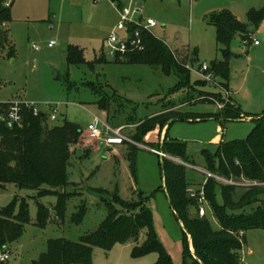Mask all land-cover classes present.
Instances as JSON below:
<instances>
[{"label":"rangeland","instance_id":"1","mask_svg":"<svg viewBox=\"0 0 264 264\" xmlns=\"http://www.w3.org/2000/svg\"><path fill=\"white\" fill-rule=\"evenodd\" d=\"M6 1L12 20L3 26L5 44L0 42V103L26 102L46 112L49 111L47 104L51 103L60 112L53 126L69 122L85 132L80 143L71 149L73 153L66 168L67 185L57 189V194L39 197L36 191L20 190L15 185L0 188V208L14 205L17 214L22 199H26L30 218L21 238L7 250L10 261L0 264L37 263L46 252L49 240L79 242L98 230L107 219L105 202L115 193L131 203L139 201L140 194L148 199L158 239L173 264H184L183 230L170 208L167 195L161 190V158L187 168V194L197 200L192 213L197 211L200 215L199 209L203 205L206 216L200 217L207 219L214 230H219L220 224L213 208L207 199L201 201L208 181L219 187L216 189L219 203L223 202L220 193L224 186L239 187L234 193V201H238L244 187L264 189L263 183L247 181L243 177L228 180L207 169L204 153L214 155L222 144L246 141L255 128L252 120L264 114V19L258 25L249 21L250 12L260 10L264 0L143 2L145 18L158 23L154 35L169 47L177 60L188 63L191 81L190 85L182 87L174 73L167 75L160 68L123 63L125 59L114 61L107 40L117 27L119 17L109 3L96 4L94 0ZM225 11L246 24L249 35L259 45L236 36L230 49L229 81L226 83L216 76L206 81L201 66L211 69L215 62L225 60L222 46L217 43L216 28L209 22L210 16ZM116 32L125 39L124 33ZM52 42L55 45L49 47ZM72 48L83 52V63H70ZM196 53V60L191 61ZM99 59L103 61L97 63ZM199 81L206 85H196ZM222 84L227 87L223 88ZM101 100L107 106L106 111L98 107ZM233 106L242 113L243 118L238 121H230L222 115L225 109ZM172 111L193 118L176 121L163 129L169 140L186 145L190 163L157 151V146L166 139V133L164 139L161 138L163 131L160 128L143 138L145 145L134 137L137 123ZM96 118L115 132L123 129L122 143L107 146L106 142L89 139L86 131ZM103 138L107 141L116 136L110 132ZM127 143L139 148L135 177L127 158ZM88 148L90 151L86 153ZM97 189L104 193H97ZM60 195H66L63 222L55 218L54 211L59 206ZM38 204L45 206L51 214V222L45 227L37 225ZM82 205L86 206V217L80 225H75L72 217ZM258 205H253L252 209ZM144 238L143 234L141 241ZM244 241L240 251L243 262L264 264V230L245 232ZM134 246L118 244L109 252L95 248L93 263L157 264L155 253L134 257Z\"/></svg>","mask_w":264,"mask_h":264},{"label":"trees","instance_id":"2","mask_svg":"<svg viewBox=\"0 0 264 264\" xmlns=\"http://www.w3.org/2000/svg\"><path fill=\"white\" fill-rule=\"evenodd\" d=\"M6 0H0V26L12 20ZM264 19V6L260 10H252L249 14L251 24L258 25ZM210 24L216 28L217 43L222 46L224 61L215 62L209 72L227 83L229 81V59L231 45L236 36L249 39L247 25L239 21L230 12H221L210 16ZM142 51H129L125 62L137 65H149L160 68L165 74L174 73L180 79L179 87L190 85L191 73L188 63L177 60L174 53L154 34H142ZM69 61L79 65L84 62L83 52L72 48ZM196 54L191 61L196 60ZM99 59L97 63H101ZM118 62V61H115ZM196 85H206L199 81ZM223 85V84H222ZM227 85H223V88ZM98 107L107 110L103 100ZM235 108V109H233ZM225 109L222 115L230 121H238L242 117L240 109L233 106ZM25 123L22 128L7 129L1 127L2 136L0 148V188L15 185L20 190L36 191L39 197L57 194V189L67 185L66 168L72 156V147L80 143L84 130L74 124L65 122L62 126H53L48 115L35 116L32 110H25ZM181 112H170L152 119L135 123L137 125L136 141L145 145L143 138L160 128L162 131L176 121H186ZM133 122V121H132ZM255 128L246 141H235L222 144L212 155L205 151L206 168L219 173L228 180L245 178L247 181L264 184V114L256 120ZM168 131V130H167ZM127 158L133 177L136 176V160L139 148L129 143ZM86 153L90 148L85 150ZM157 151L190 163L186 145L166 139ZM159 156V155H158ZM160 157V156H159ZM161 158V157H160ZM161 175L163 186L161 190L167 195L169 204L176 220L183 224L184 264H245L240 251L245 243V232L254 229L264 230V189L258 186L244 187L238 201L235 191L239 187H221L222 203L218 202L219 188L213 181H208L205 196L210 202L214 216L220 224L219 230H214L211 223L201 218L199 213H192L197 200L192 199L187 190V168L174 163L167 158H161ZM120 163V160L117 159ZM212 180V179H211ZM49 188V189H47ZM97 193L104 190L97 189ZM59 196V206L54 209L55 218L64 221V198ZM108 210L107 219L93 233L87 234L79 242L65 239L49 240L47 250L37 264H94L95 248L107 252L115 245L134 244L133 256L144 257L155 253L157 264H173L170 254L158 239L154 230L153 215L148 207V199L139 195V201L126 202L118 193L110 201L105 202ZM259 204L256 209L253 205ZM263 205V206H261ZM251 208V212L237 211ZM38 226L45 227L51 222L50 211L38 204ZM86 206L77 208L72 217V223L80 225L86 217ZM30 223L28 203L21 201L20 212L16 214L15 206L0 208V252H6L9 247L23 235L25 226ZM145 235L141 241L142 235ZM194 248L191 250L190 239ZM141 241V244H138Z\"/></svg>","mask_w":264,"mask_h":264},{"label":"built area","instance_id":"3","mask_svg":"<svg viewBox=\"0 0 264 264\" xmlns=\"http://www.w3.org/2000/svg\"><path fill=\"white\" fill-rule=\"evenodd\" d=\"M144 1L145 0H128L126 1L127 3H124V0H94L96 4L109 3L118 13L119 23L107 40V46L114 61L125 59V55L129 51H142L144 49L142 34L144 32L154 34L153 30L158 26V23L154 19L145 18ZM116 31L124 33L125 39H121ZM249 40H253L256 46L259 45V42L256 41L254 37L250 36ZM54 45L55 43L52 42L49 47H53ZM201 72L206 81H211L214 78V75L209 72V68L206 65L201 66ZM47 108L49 111L46 112L26 102L0 103V130L1 127L7 129L22 128L25 123L24 113L25 110L28 109L32 110L35 116L48 115L50 122L53 123L57 121L60 115L59 109L51 103L47 104ZM122 130L123 129H120L115 132L102 120L96 118L95 122L88 127L86 132L89 139L95 140L98 143L106 142L107 146H110L122 143ZM110 132L114 133L116 138H108L107 141H104L103 137L109 135ZM1 140L2 136L0 134V148ZM160 155L165 157L164 154ZM202 195L204 194L202 193ZM203 200H206L205 196L201 201L203 202ZM199 210L201 217L206 216L203 205ZM10 259L11 255L9 252H0L1 263L8 262Z\"/></svg>","mask_w":264,"mask_h":264},{"label":"water","instance_id":"4","mask_svg":"<svg viewBox=\"0 0 264 264\" xmlns=\"http://www.w3.org/2000/svg\"><path fill=\"white\" fill-rule=\"evenodd\" d=\"M0 42L2 44H5V42H6V33H5V30H4L3 26H0ZM56 79L57 80L59 79V75L58 74L56 75ZM34 264H37V263L35 262Z\"/></svg>","mask_w":264,"mask_h":264},{"label":"crops","instance_id":"5","mask_svg":"<svg viewBox=\"0 0 264 264\" xmlns=\"http://www.w3.org/2000/svg\"><path fill=\"white\" fill-rule=\"evenodd\" d=\"M8 4V3H7ZM103 4V3H102ZM112 7V6H111ZM113 9H114V11L116 12V10H115V8L114 7H112ZM117 13V12H116ZM118 14V13H117ZM165 133H166V130L165 131H163L162 132V135H161V138H163L164 139V135H165ZM154 151V150H153ZM117 159H119L118 158V156L116 157ZM170 208H171V206H170ZM171 210H172V208H171ZM173 211V210H172ZM173 214H174V212H173ZM180 224V223H179ZM180 226H181V228H182V230H183V224H180ZM128 245H130V244H128ZM243 261V260H242Z\"/></svg>","mask_w":264,"mask_h":264}]
</instances>
